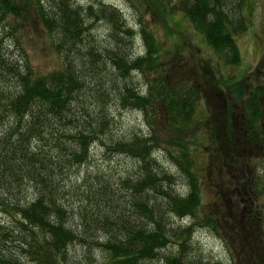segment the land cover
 Segmentation results:
<instances>
[{"label": "trees", "instance_id": "1", "mask_svg": "<svg viewBox=\"0 0 264 264\" xmlns=\"http://www.w3.org/2000/svg\"><path fill=\"white\" fill-rule=\"evenodd\" d=\"M239 2L176 4L225 65L240 59L233 37L246 28ZM30 13L51 38L60 68L37 74L17 47L16 25L27 22ZM122 17L116 6L102 0H0V211L10 214L8 220L0 214V264H222L188 256L194 225L215 230L217 217L227 224L240 263L264 264L263 236L250 233L261 224L251 199L257 181L250 180L249 155L241 148L257 142L264 151V128L259 142L256 126L264 120V54L255 66L259 81L248 95L241 84L230 88L235 98L243 95L238 112L246 120L240 118L235 126L233 114L225 112L222 131L227 140H214L209 151L214 169L233 164L229 170L241 172L235 177L244 195L234 193L231 200L246 204L245 213L238 209L224 215L223 209L204 213L201 222L195 215L201 176L194 170L190 147L194 134L189 136L186 127L199 95L185 85L173 88L162 75L150 78L144 91L131 82L132 73H154L159 62L144 29L142 53L131 50L134 31ZM99 23L106 25L101 38L91 33ZM9 37L15 47L10 50ZM221 99L230 111L232 104ZM116 104L140 109L147 124L154 123L159 108L168 136L161 139L152 131L116 134L110 112ZM95 144L104 155L109 150L130 157L135 170L122 171L111 182L109 155L104 159L107 172L91 162ZM157 149L176 166L180 181L159 164L153 154ZM259 189L264 193V182ZM185 217L188 222L180 224ZM240 225L241 236L236 234ZM169 243L174 250L167 248ZM72 246L79 247L80 255L70 251Z\"/></svg>", "mask_w": 264, "mask_h": 264}, {"label": "rangeland", "instance_id": "2", "mask_svg": "<svg viewBox=\"0 0 264 264\" xmlns=\"http://www.w3.org/2000/svg\"><path fill=\"white\" fill-rule=\"evenodd\" d=\"M78 3L87 0H77ZM107 4H113L121 13L122 20L128 25L133 35V49L138 53H142V42H140V29L149 32L150 41L153 44V51L159 62L154 73H140L135 71L132 73L131 82L140 84L142 90L147 89L150 78L162 75L163 80L169 85L173 84V88L186 86L198 93L197 105L193 111V115L186 126L189 128L188 135H193L191 150L194 153V170L201 176L200 180V201L198 203L196 217L202 222L201 216L205 214L215 215L216 212L223 210V214L229 215L236 213L240 209L241 213H245L246 204L233 203L232 197L234 193L243 194V184L238 182L235 172H239L238 168L229 170L233 164L214 169L213 157L209 152L217 139L227 140V136L222 131L223 118L225 112L233 114L232 119L235 120V126H240L241 113L238 112L242 96L248 95L250 86L258 83L259 77L255 74V66L259 63L264 54V0H241L239 2L240 13L243 16L245 30L234 34L235 45L239 49V62L236 65H225L221 60L215 57V54L209 49L200 37V33L192 29L189 19L182 16L179 9L176 8L178 0H102ZM23 24V25H22ZM19 33L17 47L24 51L28 60V65L37 74L49 72L54 68H60V58L57 51L50 44L51 38L45 33V29L38 23L37 18L30 13L29 20L25 23L16 25ZM106 25L104 23L95 24L91 33L98 38L105 35ZM8 50L14 49V40L8 38ZM17 49V48H16ZM160 77V76H159ZM243 85L246 90L244 94L238 97L230 91L232 85ZM191 85V86H190ZM175 88V89H176ZM224 96L230 104L231 110H225V102L221 99ZM154 116V123L147 124L148 118L140 109L132 107H111V115L114 116V131L116 134L128 135V133L152 131L157 137L168 136L170 129L165 128L164 124H160L162 113ZM240 116V117H239ZM239 118V119H238ZM241 118V120H240ZM246 119H244L245 121ZM259 120V119H258ZM257 120V121H258ZM158 123V124H157ZM258 134L261 140L262 130L264 128V120L257 123ZM238 126V127H239ZM224 134V135H223ZM237 135H239L236 132ZM223 136V137H222ZM215 140V141H214ZM214 141V142H213ZM237 141V140H236ZM163 146L165 145L162 143ZM239 145L240 142L238 143ZM256 144L248 148L242 145L244 153H248L249 159V175L252 181H257V191L251 195V199L257 204L260 215L261 224L252 230V235L260 232L264 240V193L260 191L261 183L264 182V151ZM259 147V148H258ZM90 156L92 164L97 168H103L107 172L105 156L109 155L111 161L108 166L113 169L112 175L109 173L111 182H116V175L123 171L122 175L130 174L135 170L133 160L120 153L116 154L108 150L106 155L103 154V148H98L96 144ZM110 153H112L110 155ZM159 164L166 166L169 172H172L177 181L181 178L177 174L176 166L169 165L168 156L162 153L161 149L153 151ZM228 155V154H225ZM227 169V173L225 171ZM216 170V171H215ZM241 172H239V175ZM230 177V179H229ZM81 182V181H80ZM79 183V180H78ZM242 184V185H241ZM237 187V188H236ZM177 188L179 186L177 185ZM245 196H249L248 192ZM244 196V197H245ZM243 197V198H244ZM241 200V198L239 197ZM251 205L253 203L249 200ZM238 207V208H237ZM3 220H8L10 214H4L0 211ZM218 220V217H217ZM216 220L217 228L213 230L210 225L195 224L191 234L190 248L188 249L189 257L199 256L202 260H220L222 264H241L240 258L236 254V250L231 244V235L227 231V224H220L221 221ZM188 222V218H184L180 224ZM243 226L240 225L236 229V234H243ZM169 243L167 248L175 249ZM77 252L80 255V249L72 246L70 251ZM96 258L101 257L98 251L93 250ZM264 263V262H263Z\"/></svg>", "mask_w": 264, "mask_h": 264}]
</instances>
